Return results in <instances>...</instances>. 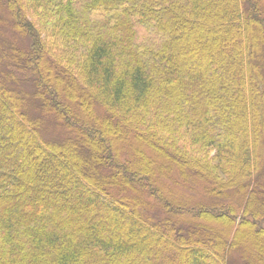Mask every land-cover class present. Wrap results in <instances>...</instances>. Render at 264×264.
I'll return each instance as SVG.
<instances>
[{
    "label": "trees",
    "instance_id": "16d2710c",
    "mask_svg": "<svg viewBox=\"0 0 264 264\" xmlns=\"http://www.w3.org/2000/svg\"><path fill=\"white\" fill-rule=\"evenodd\" d=\"M0 32V264H264L262 0H0Z\"/></svg>",
    "mask_w": 264,
    "mask_h": 264
},
{
    "label": "rangeland",
    "instance_id": "374dc122",
    "mask_svg": "<svg viewBox=\"0 0 264 264\" xmlns=\"http://www.w3.org/2000/svg\"><path fill=\"white\" fill-rule=\"evenodd\" d=\"M262 2H263V5H264V0H262ZM2 13H3V15H5V17H7L6 15L8 14V11L6 10V9H4V8H2ZM31 19H32V21H34V22H38V19L37 18H35L34 16H31ZM1 31H3L2 29H1ZM0 33H4V32H0ZM247 34L249 35V33H248V31H247ZM261 35V34H260ZM261 38V37H260ZM259 41V40H258ZM260 43H261V41H259ZM16 44H18V45H22V44H24V41L21 39V38H17L16 39ZM206 54V53H205ZM66 101V104L71 108V110H73V113H75L76 115H79L80 113H81V111L82 110H80V107L79 106H77V103H75L74 101H72V100H70V98L69 99H67V100H65ZM50 138H53V136H51ZM132 146H134V143L132 142V141H130L128 144H124V149H126V150H130L129 148L130 147H132ZM237 146H238V144H237ZM80 148H81V146H80ZM238 148H239V146H238ZM79 149V148H78ZM90 152V151H89ZM89 163L86 161L85 163H81V166L80 167H82V168H86V169H89ZM171 185H169V187H170ZM171 189H172V191H175V195H179L181 198H183V197H189V196H191V193L190 192H185V190H182V189H180V188H176V187H174V186H171ZM164 193H165V195L167 196V198L168 199H170L169 198V191L166 189L165 191H164ZM193 197V196H192ZM173 200V199H172ZM230 203H231V201H230Z\"/></svg>",
    "mask_w": 264,
    "mask_h": 264
}]
</instances>
